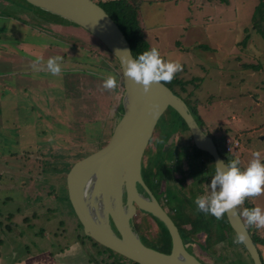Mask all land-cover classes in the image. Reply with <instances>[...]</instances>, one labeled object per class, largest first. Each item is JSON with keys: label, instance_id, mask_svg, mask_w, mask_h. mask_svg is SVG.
<instances>
[{"label": "rangeland", "instance_id": "rangeland-1", "mask_svg": "<svg viewBox=\"0 0 264 264\" xmlns=\"http://www.w3.org/2000/svg\"><path fill=\"white\" fill-rule=\"evenodd\" d=\"M260 2L141 4L151 46L183 65L179 77L189 83L181 95L192 92L189 99L197 104L207 133L240 140L232 153L243 168L254 151L264 162V39L253 26ZM50 14L25 0H0V264H61L59 256L68 261L63 264H133L81 235L66 189L73 162L105 143L122 115V75L93 35L76 24L52 20ZM37 56H43L41 67L49 57L61 56V75L33 71ZM107 74L117 77L112 91L102 86ZM159 123L149 144L151 157L165 134ZM182 135L172 136L163 149H173L179 140L185 143ZM169 162L176 165L170 185L188 197L210 193L200 171L180 181L183 170L187 173L195 162ZM247 199L264 208V194ZM160 200L165 204L163 196ZM238 208L242 213L246 207L242 203ZM194 227L186 225L196 235V240L186 239L187 247L204 263L229 264L239 257L240 248L231 249L226 242L203 251V226ZM257 230L264 236V228ZM260 249L264 256V246Z\"/></svg>", "mask_w": 264, "mask_h": 264}, {"label": "water", "instance_id": "water-1", "mask_svg": "<svg viewBox=\"0 0 264 264\" xmlns=\"http://www.w3.org/2000/svg\"><path fill=\"white\" fill-rule=\"evenodd\" d=\"M25 1L85 29L117 59L121 68L124 93L119 121L108 140L82 154L67 174L68 197L81 225V235L139 264H206L188 249L172 216L145 183L142 163L159 120L169 107L185 120L197 148L208 152L214 164L226 162L214 138L199 125L186 101L167 84L154 82L145 94L142 86L124 75L122 61L136 57L117 21L98 1ZM138 210L164 223L171 238L169 252L143 242L133 222ZM225 214L235 233L245 235L243 244L254 264H264L239 208Z\"/></svg>", "mask_w": 264, "mask_h": 264}, {"label": "trees", "instance_id": "trees-1", "mask_svg": "<svg viewBox=\"0 0 264 264\" xmlns=\"http://www.w3.org/2000/svg\"><path fill=\"white\" fill-rule=\"evenodd\" d=\"M142 1L143 0L99 1V3L117 21V23L123 30L124 34L131 43L132 52L136 58L140 53L153 48L145 35L144 27L140 19ZM254 16L255 21L253 26L257 29V32L264 39V0H261V2L256 6ZM50 17L52 18V20L56 18L55 20L57 21L61 20L65 23L70 22L53 14H50ZM248 38L249 35L245 37L243 43L247 42ZM112 60L114 61L116 68L121 74L120 65L113 55ZM187 82L188 81H184L183 78L179 77V73H177L175 78L170 83L165 84H167L175 93L180 95L186 101L190 108V111L201 126L203 123H201L200 121L202 119L198 110V106L197 104H194L190 101L192 92L185 97L181 95V92H186L185 85L187 84ZM176 86L179 87L181 91L177 90ZM160 120L159 126L165 131L163 143L160 144L159 150L156 155L153 154V157L149 158L148 166L145 168L146 171L144 173L147 175L148 184L152 187H155L154 193L156 197L161 198L163 196L165 198V207L179 227L182 233V237L184 239L194 237V239L196 240L195 230L187 229L186 225L191 224L195 227L202 225L205 239L203 241H200V243L204 244L205 249H207H203V251L207 252L211 248V246L219 242H226V244L231 249L237 247L240 248L239 257L236 260H231L229 264H247V259L250 260V264H254L244 244H238L234 242L237 234L229 224L226 214H224L223 218L216 219L210 214H205L202 211H198L197 206L194 203L195 198L188 197L183 194L182 190L178 188L177 185L175 188L174 184H169V180L172 178L173 171L176 168L175 164H171L169 162L170 160L172 162H176L179 159H187L189 162H195L194 164L190 165L191 168L187 173L183 170V175L180 178V181H185L188 176H194L195 171H200L201 183H208V185L210 184L211 177L214 175L215 164L213 162V158L208 152L196 147L192 140L188 125L175 109L169 107L165 114L162 115ZM176 133L183 134L182 136H184L187 141L182 144V142L179 140L177 142H174L173 149L163 150L162 148L164 143ZM213 137L218 150L225 161L228 162L235 159L234 154L226 149L225 136L217 137L213 135ZM238 166L243 169L241 165ZM178 167L181 171V166ZM196 179H199L198 176L194 178V180ZM200 189L203 190L202 184L199 187V190ZM141 190L143 191L142 187ZM243 205L249 209L254 207L253 204L248 202V199L244 200ZM137 216L141 217L140 221L136 220ZM133 222L135 229L139 232L144 243L163 252L170 251L171 238L166 226L161 220H159L149 212L138 210V213L134 217ZM247 226L249 228V231L251 232L252 238L259 247L264 263V256L262 250L260 249V246H264V236L258 232L256 227L248 224ZM109 251L115 253L112 250ZM132 263L139 264L135 261H132Z\"/></svg>", "mask_w": 264, "mask_h": 264}, {"label": "clouds", "instance_id": "clouds-1", "mask_svg": "<svg viewBox=\"0 0 264 264\" xmlns=\"http://www.w3.org/2000/svg\"><path fill=\"white\" fill-rule=\"evenodd\" d=\"M61 56H52L43 65V56H37L30 67L33 71H46L52 76L62 73ZM124 75L137 86H142L143 92L148 94L153 83H170L177 73L183 71L179 60L165 58L158 48H151L138 55L137 58H126L123 61ZM103 88L112 91L118 87L117 77L107 74L103 80ZM240 161L233 159L228 162L218 161L215 164L214 175L210 181V193H204L195 198L194 203L198 211L210 214L216 219L223 218L226 212L237 209L245 199L264 194V162L260 151L251 154L246 167H239ZM248 225L257 229L264 228V208L259 206L245 208L241 213ZM245 235H236L235 243H244Z\"/></svg>", "mask_w": 264, "mask_h": 264}, {"label": "flooded vegetation", "instance_id": "flooded-vegetation-1", "mask_svg": "<svg viewBox=\"0 0 264 264\" xmlns=\"http://www.w3.org/2000/svg\"><path fill=\"white\" fill-rule=\"evenodd\" d=\"M157 129V128H156ZM155 129V130H156ZM164 130V129H163ZM205 130V129H204ZM155 132V131H154ZM205 132H207L206 130H205ZM209 135H211L212 137H213V135L212 134H210V133H208ZM154 135V134H153ZM153 138V137H152ZM152 138H151V141H152ZM214 138V137H213ZM151 143V142H150ZM161 143H163V141L161 142V140H160V142H159V146H160V144ZM150 145L147 147V149H146V152H145V155H144V158H143V163H142V176H143V179H144V181H145V183L148 185V187L153 191V193H154V191H155V188L154 187H152V186H150L149 184H148V178H147V175L144 173L145 171H146V167L148 166V160H149V158L151 157L150 156V154H151V152H150ZM163 148H164V145H163ZM162 148V149H163ZM164 150V149H163ZM158 151L156 150V153H157ZM71 165V164H70ZM72 166V165H71ZM70 166V167H71ZM67 177V176H66ZM141 185H139L138 184V189L140 190V191H142L141 190ZM143 188V187H142ZM66 189H67V192H68V185H67V181H66ZM142 192H144L145 193V191H144V189H143V191ZM155 194V193H154ZM156 196V195H155ZM69 198V197H68ZM159 200H160V198H158ZM160 202H161V200H160ZM162 203V202H161ZM163 204V203H162ZM163 206L165 207V204H163ZM166 208V207H165ZM138 213V212H137ZM181 232V231H180ZM181 235H182V233H181ZM95 243V242H94Z\"/></svg>", "mask_w": 264, "mask_h": 264}, {"label": "built area", "instance_id": "built-area-1", "mask_svg": "<svg viewBox=\"0 0 264 264\" xmlns=\"http://www.w3.org/2000/svg\"><path fill=\"white\" fill-rule=\"evenodd\" d=\"M241 142L240 140L234 136V137H227L225 139V146L226 149L230 152L235 151L239 146H240Z\"/></svg>", "mask_w": 264, "mask_h": 264}, {"label": "crops", "instance_id": "crops-1", "mask_svg": "<svg viewBox=\"0 0 264 264\" xmlns=\"http://www.w3.org/2000/svg\"><path fill=\"white\" fill-rule=\"evenodd\" d=\"M79 244H80V243H78L77 245H79ZM58 259H59V262H61V264H63V263H62V261H63V262H65V261H66V260H63V259H62V257H60V256H59V258H58ZM67 259H68V258H67ZM66 262H68V261H66ZM58 264H60V263H58ZM65 264H66V263H65Z\"/></svg>", "mask_w": 264, "mask_h": 264}]
</instances>
